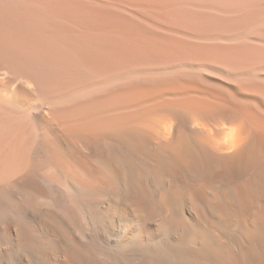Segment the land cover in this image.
Segmentation results:
<instances>
[{"label": "bare ground", "instance_id": "obj_1", "mask_svg": "<svg viewBox=\"0 0 264 264\" xmlns=\"http://www.w3.org/2000/svg\"><path fill=\"white\" fill-rule=\"evenodd\" d=\"M0 264H264V0H0Z\"/></svg>", "mask_w": 264, "mask_h": 264}, {"label": "rangeland", "instance_id": "obj_2", "mask_svg": "<svg viewBox=\"0 0 264 264\" xmlns=\"http://www.w3.org/2000/svg\"><path fill=\"white\" fill-rule=\"evenodd\" d=\"M232 2H233V3H232ZM232 2H230L231 5L234 4V3H236V1H232Z\"/></svg>", "mask_w": 264, "mask_h": 264}]
</instances>
